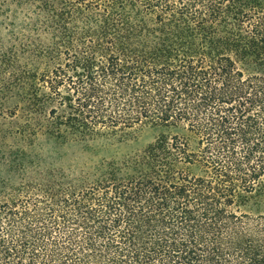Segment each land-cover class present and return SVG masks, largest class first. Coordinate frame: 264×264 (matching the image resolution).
<instances>
[{
  "label": "trees",
  "instance_id": "1",
  "mask_svg": "<svg viewBox=\"0 0 264 264\" xmlns=\"http://www.w3.org/2000/svg\"><path fill=\"white\" fill-rule=\"evenodd\" d=\"M38 1L62 63L43 95L8 66L0 109L53 104L48 137L99 160L1 181L0 264H264V0ZM142 123L178 133L105 153Z\"/></svg>",
  "mask_w": 264,
  "mask_h": 264
},
{
  "label": "rangeland",
  "instance_id": "2",
  "mask_svg": "<svg viewBox=\"0 0 264 264\" xmlns=\"http://www.w3.org/2000/svg\"><path fill=\"white\" fill-rule=\"evenodd\" d=\"M42 6L38 0H0V73L6 68L9 71L8 66L13 65V71L17 73L15 75L21 77L18 93H26L27 85L32 83L39 95L47 94L48 90L38 83V79L42 73L62 63L58 56L48 53L49 48L58 44L59 34L57 29L48 27L53 26L54 22L46 19L48 15ZM2 55L5 58L1 59ZM248 71L253 72L250 69ZM8 75L9 72L6 77ZM13 91L12 97L5 99L3 110L0 109L3 111L0 115V189L3 187L1 181H7L9 188L16 187L22 179H31L50 169L70 174L73 170L78 171L89 160H99L76 143L63 146L61 140L48 137L46 125L56 121L49 118L53 104L44 103L30 112L18 101ZM58 111L60 113V109ZM119 133L123 140L118 143L117 136L114 137L105 153L122 158L128 153L142 150L162 135L171 136L178 131L142 123ZM15 156H22L19 165L16 162L6 163ZM31 161L36 163L35 167L30 165ZM243 209L264 214V197L250 201Z\"/></svg>",
  "mask_w": 264,
  "mask_h": 264
}]
</instances>
